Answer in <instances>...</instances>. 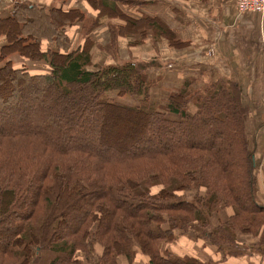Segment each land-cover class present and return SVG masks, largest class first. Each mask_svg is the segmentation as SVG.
<instances>
[{
	"label": "trees",
	"instance_id": "1",
	"mask_svg": "<svg viewBox=\"0 0 264 264\" xmlns=\"http://www.w3.org/2000/svg\"><path fill=\"white\" fill-rule=\"evenodd\" d=\"M18 3L0 19V264H88L98 246L93 264L129 261L134 248L150 264H204L164 249L177 232L208 238L225 255H264L257 143L239 83L224 77L195 89L185 80L160 110L148 102L153 62L92 64L86 46L42 50L82 13ZM125 20L136 43L150 34L181 45L157 17ZM41 62L48 70L28 65ZM218 208L230 215L211 226ZM238 234L258 241L239 244Z\"/></svg>",
	"mask_w": 264,
	"mask_h": 264
},
{
	"label": "crops",
	"instance_id": "2",
	"mask_svg": "<svg viewBox=\"0 0 264 264\" xmlns=\"http://www.w3.org/2000/svg\"><path fill=\"white\" fill-rule=\"evenodd\" d=\"M18 1L0 0V19L12 16L13 6L20 4ZM20 1L44 11L75 8L83 15L82 20L63 29L64 36L59 41L47 43L44 40L42 50L51 49L64 54L86 46L92 64H117L130 59L153 62L154 65L146 70L147 75H155L160 66H172V77L168 81L161 80L148 92L151 101L158 103L155 97L159 92L164 93L163 104H159L164 108L168 96L176 93L185 80L189 81L191 88L201 89L207 82L225 77L239 83L243 96H264V16L255 12L238 14L235 0ZM126 17H157L181 45L171 46L163 37L153 40L150 34L140 42H134L136 37L123 30ZM5 44V37L0 36V50ZM8 59L14 65L21 62L18 54H12ZM28 65L34 71L48 70L42 62ZM194 111V105L189 104L187 112ZM257 198L264 204V189L257 191ZM224 209L217 214L221 220L216 224L211 221V226L228 219L230 210ZM236 241L250 246L258 241V236L238 234ZM164 249L174 255L194 257L204 264H264V255L257 252L248 250L237 256L225 255L208 238L190 233L177 232L175 240L165 244ZM101 253L102 248L96 247L88 264H93ZM117 264L150 263L148 256L134 248L131 260L120 256Z\"/></svg>",
	"mask_w": 264,
	"mask_h": 264
},
{
	"label": "rangeland",
	"instance_id": "3",
	"mask_svg": "<svg viewBox=\"0 0 264 264\" xmlns=\"http://www.w3.org/2000/svg\"><path fill=\"white\" fill-rule=\"evenodd\" d=\"M157 66V65H155ZM154 66V67H155ZM146 79L150 87H155L161 80L168 81L172 77V66L170 65H164L160 66L157 69V72L155 75L145 73ZM111 96V97H110ZM110 98H114L116 101H119L121 103H125L131 106H136L139 104V100L133 99L130 96H123L118 97L114 92L110 93ZM164 93L159 92L158 96L155 97L160 103L150 99L149 93H148V102L150 103H157L156 108L163 110L164 106L159 105L163 104L161 103L164 100ZM192 105V104H191ZM244 105L247 107V126L248 129L252 134H254V138L256 139L257 143V149L255 153V157L257 158V168L255 171V174L258 178V191L260 189H264V165H263V159H262V146L264 145V96L260 95H254V96H244ZM159 187L155 186L152 188L153 191L158 190ZM225 209L224 208H218L212 215L211 220L214 224H216L217 220H221L217 216V214H221ZM222 218L225 219V214H222Z\"/></svg>",
	"mask_w": 264,
	"mask_h": 264
},
{
	"label": "built area",
	"instance_id": "4",
	"mask_svg": "<svg viewBox=\"0 0 264 264\" xmlns=\"http://www.w3.org/2000/svg\"><path fill=\"white\" fill-rule=\"evenodd\" d=\"M238 14L255 12L264 16V0H235Z\"/></svg>",
	"mask_w": 264,
	"mask_h": 264
}]
</instances>
